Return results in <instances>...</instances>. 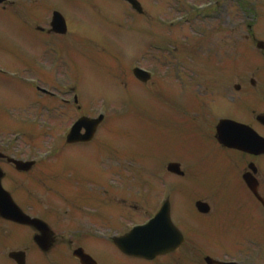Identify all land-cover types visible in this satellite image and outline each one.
I'll list each match as a JSON object with an SVG mask.
<instances>
[{
	"label": "rangeland",
	"instance_id": "374dc122",
	"mask_svg": "<svg viewBox=\"0 0 264 264\" xmlns=\"http://www.w3.org/2000/svg\"><path fill=\"white\" fill-rule=\"evenodd\" d=\"M8 1L14 3L11 6L14 8L8 10H16L19 13L18 16H23L24 10H27V6L32 0ZM140 1L147 11V16L138 19L131 16L133 11L120 0H76L72 2L52 0V7L63 9L67 20L70 21L73 38L72 42L64 49V58L68 59L62 64L64 70L59 69L58 73L54 64L48 68V71L54 76L53 83H51L59 88L58 92L64 99L72 100L73 95L79 92L82 98H80L81 115L96 118L101 113L105 114V121L91 144L75 149L74 153L66 151L62 135L77 119L74 117L75 112L71 110L73 106H70L69 113L61 118L63 106L53 101L51 113L48 114L44 108H39L41 101L37 98L34 90L25 84L21 85L5 78V80L0 79V133H3L0 136V143L4 141L7 144L12 141V148L18 157L26 158L31 154L30 158H32L38 153L37 158L45 161V155H41V152L44 153L43 148L46 147L50 151L62 139L66 157L61 154L59 163L55 161L57 155L54 159L50 157L43 162L44 165L55 162L52 177L57 176L55 180L60 181L58 183L60 185L63 183L70 186L81 179H92L100 183L103 180H110V175L108 178L107 174L100 172L103 169L102 166L110 164L116 165V170H120L115 175L112 173V178L114 176L116 180L127 178L133 181H153L156 179V175L164 174L162 171L158 172L155 167V164H159L161 161L156 157L159 145L168 134L163 128V123H159V121L174 119L173 106L177 99L182 100V95L178 94L179 90L174 89L171 84L159 85L158 82H175L177 78L174 79V74L173 79L168 77L170 72L185 74L183 69L196 66V62L192 61L189 64L187 61L185 50L187 51L190 47L197 45L199 55H207L209 49L219 51L220 47L217 45L225 39L228 49H223L222 52L228 50L227 56L233 60L237 56L232 49L235 41V36H232L233 31L238 29V35H247L248 25H253L254 30L256 32L258 30L259 35L264 36V0H243L241 3H238L237 0ZM211 1L216 4V7L210 17L205 18L204 15L197 14L196 11H199L198 7L201 4ZM244 5L248 10L243 8ZM37 6L42 7V3H38ZM191 9L196 10L192 12ZM181 18L189 19L186 24H183L185 27H181L183 23L179 22ZM159 20H163L166 25L165 29H168L165 31V35L168 34L170 39L166 45L169 51H164L165 55L162 56L157 52H152L150 56H147L153 51L152 45H155L153 40L160 44L166 40V37L161 32L164 31L163 27L152 24L147 33H143L142 29L147 27L149 21L154 23ZM134 21L138 23L136 28H134ZM171 23L172 30L167 26H171ZM2 24L3 29L10 36V38L7 36L9 39L24 38V35L37 37L28 27L26 21L17 20L12 15L9 17L4 15ZM240 25H242L241 29ZM220 28L223 32L227 31V35L225 33V36L219 35ZM78 34L80 37L76 42L80 41L81 46L74 42V38ZM26 39L25 44H13L11 40L5 39V50L0 55V66L12 72L38 75L37 78L42 82L44 80L42 75L46 74L35 71L33 66L43 60L47 50L44 52L43 48L39 47L35 41ZM64 44L62 43L61 46ZM221 44L224 45V42ZM175 46H180L181 50L179 49V53L173 55ZM49 52L53 54V49ZM58 54L61 55V52ZM168 54L174 56L173 60H176L177 64L175 61H171V57H167ZM136 65L154 73L153 81L143 88L133 80L131 75H128ZM203 67L206 66L203 65ZM29 77L31 76L26 75V78ZM197 78H213V76H197ZM46 80L49 82L48 78ZM41 82L39 85L42 84ZM157 85L160 86L159 89ZM72 86L78 91L71 93ZM176 94L178 95L175 98ZM32 97L37 98L38 105L33 104L37 103L36 100L31 103L34 99ZM7 108L14 111V113L12 112L13 116L6 115L5 109ZM221 112L223 115L237 114L227 109H223ZM150 119L155 120L151 121ZM16 121H20V130L12 132L19 128ZM152 123L154 125L150 128ZM49 130H51V134H48ZM34 132H42V137L38 136L36 140H34L35 138L31 139L30 135ZM39 140L42 146L45 143L46 145L41 149L35 145V148L41 151L36 150L39 152L34 155L30 151ZM56 149H59L61 153L62 147L57 146ZM82 151L84 153H80ZM125 166L128 168L125 169ZM62 168H65L64 171L59 172ZM105 170L107 169L105 168ZM65 175H68V182L59 177ZM166 178L164 177V179ZM195 185L203 187L201 181H192L191 187L194 188ZM5 186L10 191L13 189L11 183L5 182ZM33 195L44 202V210H38L30 203L24 204L25 208H32L34 211H47L49 206L52 207L53 212L61 211L59 208H62V201L67 200L63 194L55 193L53 189L45 187L39 193L34 192ZM184 197L185 201L179 208L176 207V212L172 217L176 224L180 221V219L176 220L178 210L182 213L186 211L187 207L188 211L191 208L190 196ZM69 210L73 209L69 208ZM223 241L227 245L232 242L229 237ZM242 251L247 255L250 249L244 248ZM212 252L218 254L217 251ZM260 253L256 251L258 258L251 257L253 260L250 261L240 258L236 251L233 254L236 257L235 260L245 262V264H264V252L259 255ZM246 255H244L245 259H247ZM117 264L134 263L118 260Z\"/></svg>",
	"mask_w": 264,
	"mask_h": 264
},
{
	"label": "flooded vegetation",
	"instance_id": "af4514ba",
	"mask_svg": "<svg viewBox=\"0 0 264 264\" xmlns=\"http://www.w3.org/2000/svg\"><path fill=\"white\" fill-rule=\"evenodd\" d=\"M0 34L2 35L1 21ZM1 35L0 50L3 47ZM251 39L255 41L256 37L253 35ZM259 60H261L260 64L264 65V49L260 51ZM260 64L249 68L232 69L235 83L233 85L221 83V89L217 93H210L206 83L200 82L196 86L191 84V87H197L198 97L212 100L208 103L200 99L202 112L197 113L195 119H210L212 124L213 119H232L249 126L264 138V125L260 121L264 119V67ZM211 70L213 72L205 73L225 75L228 71L220 67ZM228 101L232 105L225 107L224 102ZM223 109L238 115H223L221 112ZM203 111L208 112L202 114ZM208 137L220 153V161L228 166L231 177L233 175L243 176L248 172L250 165L254 166L259 193L264 198V154L254 156L226 149L217 142L215 131L214 133L208 132ZM231 155L236 156L239 162H233ZM1 161L6 160L1 159ZM233 183L230 187H233L234 196L237 199L239 196L250 197V192L245 185L241 182H236L234 185ZM230 187H227L229 191ZM94 192L96 195L89 198L95 205L89 202L84 203L77 217H70L67 212L47 213V219L42 217L41 219L45 220L48 226L46 235H42L35 228L6 222L0 217V264H17L10 257L14 252L23 253L27 264H81L74 257L76 250H83L98 264H113L115 260H130L116 247L111 237H106L107 240L103 241L99 239L98 235L102 231L108 234L114 232L115 235H123L125 224L121 214L118 217L113 215L115 214L116 197L110 187L98 186ZM84 207L88 211H85Z\"/></svg>",
	"mask_w": 264,
	"mask_h": 264
},
{
	"label": "water",
	"instance_id": "95a60500",
	"mask_svg": "<svg viewBox=\"0 0 264 264\" xmlns=\"http://www.w3.org/2000/svg\"><path fill=\"white\" fill-rule=\"evenodd\" d=\"M131 2L136 9L140 11V7L137 4L136 0H128ZM57 24H61L60 20L56 21ZM87 123V121H82V124ZM92 133H90L91 135ZM235 146V145H234ZM19 169H28L29 167L24 166L22 164H18ZM7 196L0 191V201H3L5 203V209L1 208L0 211L8 215L11 219L21 221V222H26L25 219L22 217L20 212L14 207L11 206L9 200L6 198ZM154 239V236H151L147 233H137L131 236L129 239L128 243L131 246L130 249L136 246H139L138 249H141L140 251L132 252V254H139L140 256H149V255H154L155 252L158 250V248L151 249L153 245L156 244L157 241L152 242ZM152 242V243H151Z\"/></svg>",
	"mask_w": 264,
	"mask_h": 264
}]
</instances>
